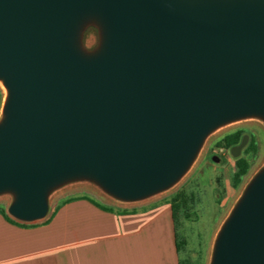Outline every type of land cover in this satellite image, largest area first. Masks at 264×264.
Masks as SVG:
<instances>
[{
    "label": "water",
    "instance_id": "1",
    "mask_svg": "<svg viewBox=\"0 0 264 264\" xmlns=\"http://www.w3.org/2000/svg\"><path fill=\"white\" fill-rule=\"evenodd\" d=\"M0 83L11 219L43 220L73 182L140 202L174 186L218 128L264 123V0H0ZM208 264H264V165Z\"/></svg>",
    "mask_w": 264,
    "mask_h": 264
},
{
    "label": "crops",
    "instance_id": "2",
    "mask_svg": "<svg viewBox=\"0 0 264 264\" xmlns=\"http://www.w3.org/2000/svg\"><path fill=\"white\" fill-rule=\"evenodd\" d=\"M102 205L73 200L23 226L0 214V264H179L168 199Z\"/></svg>",
    "mask_w": 264,
    "mask_h": 264
},
{
    "label": "rangeland",
    "instance_id": "3",
    "mask_svg": "<svg viewBox=\"0 0 264 264\" xmlns=\"http://www.w3.org/2000/svg\"><path fill=\"white\" fill-rule=\"evenodd\" d=\"M83 44L92 49L97 44V33L88 28L83 35ZM5 90L0 83V115ZM242 131L247 136L246 143L252 140L257 147L255 154L246 155L250 163L247 174L240 184L232 188V175L235 171L234 157L230 150L218 147L216 143L225 135ZM245 143V144H246ZM245 146V145H244ZM244 147L237 157L243 155ZM264 165V123L256 119H246L224 125L205 140L191 167L185 175L170 189L149 199L167 200L178 192L192 196L188 208V217L180 216L177 234L184 242L178 252L180 260H190L194 264H208L216 233L231 208L240 197L244 187L252 176ZM88 195L94 200L111 206H129L135 203H123L103 194L97 187L86 182L66 184L49 196V210L61 204L67 198ZM144 201V200H143ZM10 197L0 196V206L7 209ZM141 202V201H140Z\"/></svg>",
    "mask_w": 264,
    "mask_h": 264
},
{
    "label": "trees",
    "instance_id": "4",
    "mask_svg": "<svg viewBox=\"0 0 264 264\" xmlns=\"http://www.w3.org/2000/svg\"><path fill=\"white\" fill-rule=\"evenodd\" d=\"M243 136H244V133L242 131L238 130V131H235L233 133L225 135L221 140H219L216 143V145L218 147L223 148V149L230 150L232 147L237 146L241 142ZM256 152H257L256 145L254 144V142L252 140H249L244 146V149L242 151L243 155L236 157L234 159L235 171H234V173L232 175V179H231L233 189H235L240 184L242 177H244L247 174L248 169L250 167V163L247 160L246 155L251 154V153L255 154ZM77 199L87 200L92 205L98 207L101 210L111 211V209L103 206L102 204H100L96 200H94L90 197H87V196H82L80 198H77V197L76 198H67V199L63 200L61 202V204H59V205L55 206L53 209L49 210L47 216L44 218L43 221L44 222L50 221L61 205L67 204V203H69L73 200H77ZM191 202H192V196H187L183 192H178L168 199V203L170 205V210H171L172 222H173V226H174L175 244H176V251L177 252H179L180 249L185 245L183 240H181L177 234V227L179 224V219H180V216H184L186 218L188 217L189 214L187 211H188V208H189ZM121 212L123 213L126 211H121ZM0 214L2 215L4 220H6L8 223L18 225V226L24 225L23 223H19V222L14 221L13 219H11L7 215L6 210L2 207H0ZM179 264H194V263L190 260H180V258H179Z\"/></svg>",
    "mask_w": 264,
    "mask_h": 264
}]
</instances>
